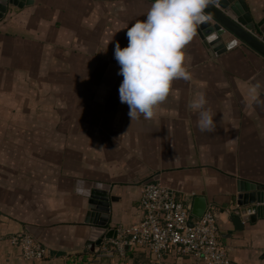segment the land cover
<instances>
[{
    "label": "crops",
    "instance_id": "0c3cea01",
    "mask_svg": "<svg viewBox=\"0 0 264 264\" xmlns=\"http://www.w3.org/2000/svg\"><path fill=\"white\" fill-rule=\"evenodd\" d=\"M151 3L34 0L9 6L0 19V264H148L146 248L107 255L90 243L143 217L139 203L150 181L165 183L191 208L197 196L206 197L219 211L233 263L264 264V217L236 230L231 216L239 180L264 186V92L258 103L247 95L264 80V58L241 42L218 54L196 31L184 49L191 78L172 82L151 119L131 121L119 99L123 77L114 47L127 46V28L145 19ZM245 3L255 18L263 16L264 0ZM47 84L71 85L73 106L48 107V98L65 97L57 86L49 96ZM199 94L213 114L212 132L199 130L198 112L189 108ZM81 99L86 109L78 107ZM77 180L89 193L104 189L114 197L106 226L102 215L86 221L90 196L75 193ZM20 231L48 255L25 259L8 239ZM163 264L198 262L173 250Z\"/></svg>",
    "mask_w": 264,
    "mask_h": 264
},
{
    "label": "clouds",
    "instance_id": "9594fccd",
    "mask_svg": "<svg viewBox=\"0 0 264 264\" xmlns=\"http://www.w3.org/2000/svg\"><path fill=\"white\" fill-rule=\"evenodd\" d=\"M213 0H152L145 19L127 28L128 44L114 47V58L119 64V99L127 104L131 121L142 115L154 116L156 107L169 95L175 79L189 80L185 66V46L193 39L199 25L210 20L205 9ZM235 41L228 46H234ZM264 80H257L247 88L252 102H260ZM203 94L193 97L189 108L198 112L197 127L201 132H212L213 114L206 107ZM99 187V186H98ZM74 191L87 196L89 189L77 180Z\"/></svg>",
    "mask_w": 264,
    "mask_h": 264
},
{
    "label": "built area",
    "instance_id": "2783aa9c",
    "mask_svg": "<svg viewBox=\"0 0 264 264\" xmlns=\"http://www.w3.org/2000/svg\"><path fill=\"white\" fill-rule=\"evenodd\" d=\"M139 206L143 217L129 227H118L115 237L104 236L97 250L111 255L114 251L123 254L126 246L143 247L148 251V264H163L166 253L173 250L192 256L198 264H234L219 232L216 206H207L196 218L191 205L177 200L172 189L160 181L144 184ZM8 239L27 260L48 255V249L26 231L13 233Z\"/></svg>",
    "mask_w": 264,
    "mask_h": 264
},
{
    "label": "water",
    "instance_id": "95a60500",
    "mask_svg": "<svg viewBox=\"0 0 264 264\" xmlns=\"http://www.w3.org/2000/svg\"><path fill=\"white\" fill-rule=\"evenodd\" d=\"M32 3H34V0H0V19L7 14L9 6L23 7ZM205 13L210 16V20L199 25L197 32L207 47L212 46L220 54L231 48L228 46L231 42L235 41L234 46L241 42L264 58V10L263 16L257 19L249 11L245 0H236L233 3L213 0L205 9ZM261 77H264V70ZM89 196V210L86 221L92 220L93 223H96L98 221L95 219L90 220V216L92 214V216L102 215L99 224L106 226L110 200H114V197L104 189H92ZM207 205L206 197L197 196L192 206V215L200 218L206 211ZM231 206L232 222L236 230H243L244 222L264 217V186L253 182L247 184L245 181L239 180L237 182V193L231 196ZM28 230L37 237L33 227L28 228ZM115 236L116 232L114 230L107 235V237ZM94 238L95 236L92 235V239ZM102 240L103 238H99L96 242L89 243L93 248L95 245H100Z\"/></svg>",
    "mask_w": 264,
    "mask_h": 264
},
{
    "label": "rangeland",
    "instance_id": "374dc122",
    "mask_svg": "<svg viewBox=\"0 0 264 264\" xmlns=\"http://www.w3.org/2000/svg\"><path fill=\"white\" fill-rule=\"evenodd\" d=\"M56 86L58 88H60L61 91L64 92L62 97H65V98L62 99V100H54V98H52V97L51 98H48V100H47V106L50 107L51 104H54V102H55L60 107H62V106L65 107V108L66 107H70V106L72 107L73 106V101H71V98H70V95H71V92H72V86L71 85H66V84L65 85L47 84V85H45V89H47V92L49 93V96H54V93H55V91H54L55 89L54 88ZM1 102H2V100H1ZM42 102H43V105L46 104L45 103L46 101L45 102L42 101ZM78 107L80 108V110L86 109V107H87V101H86V99L79 100V106ZM80 120H81L80 123L86 122L85 117H83L82 115L80 116ZM19 134H24V132H21ZM36 134L39 135V133H36ZM5 135H7V133H5ZM17 139H19V138H17ZM16 150H17L18 153H22L21 151H23L24 149L16 148ZM80 150L82 151L84 149H80ZM84 151H86V149ZM31 167L33 169H35V170H38L40 166L38 164L33 163L31 165Z\"/></svg>",
    "mask_w": 264,
    "mask_h": 264
}]
</instances>
